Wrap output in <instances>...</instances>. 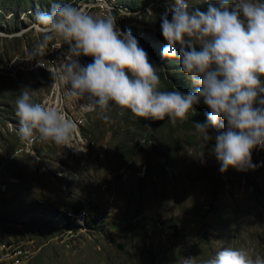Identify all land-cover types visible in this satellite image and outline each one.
<instances>
[{
  "label": "rangeland",
  "instance_id": "rangeland-1",
  "mask_svg": "<svg viewBox=\"0 0 264 264\" xmlns=\"http://www.w3.org/2000/svg\"><path fill=\"white\" fill-rule=\"evenodd\" d=\"M53 3L115 16L117 29L130 30L158 68L161 91H195L178 58L162 55V17L171 19L174 0H0V264H179L183 257L199 264L224 247L264 258V146L252 152L255 170L221 173L210 152L215 140L205 148L192 124L207 119L203 100L174 123L127 110L120 116L118 108L115 123H105L98 111L82 110L86 101L69 99L70 86L52 76L69 45L57 37L37 49L35 13ZM188 3L206 10L207 0ZM34 51L40 54L31 57ZM23 89L76 123L71 145L33 138L25 148L16 116ZM73 207L88 213L87 226L51 224Z\"/></svg>",
  "mask_w": 264,
  "mask_h": 264
},
{
  "label": "clouds",
  "instance_id": "clouds-1",
  "mask_svg": "<svg viewBox=\"0 0 264 264\" xmlns=\"http://www.w3.org/2000/svg\"><path fill=\"white\" fill-rule=\"evenodd\" d=\"M116 20L111 14L95 18L71 3H53L50 11L35 13L42 33L37 49H47L57 37L69 45L52 74L70 86L68 98L86 101L81 109L98 111L105 123H115L111 113L117 108L120 116L127 110L140 119L174 123L195 113L203 100L210 109L207 119L192 124L205 148L215 140L210 152L221 173L255 170L252 152L264 146V0H207L206 10L174 0L171 19L162 17V55L178 58L180 72L195 86L188 93L159 89L158 68L130 30L117 29ZM81 55L93 62L81 65ZM16 116L17 135L26 142L35 138L69 146L78 128L59 110L32 102L27 89L16 99ZM179 264H198V258L183 257ZM199 264H264V258L224 247Z\"/></svg>",
  "mask_w": 264,
  "mask_h": 264
},
{
  "label": "bare ground",
  "instance_id": "bare-ground-1",
  "mask_svg": "<svg viewBox=\"0 0 264 264\" xmlns=\"http://www.w3.org/2000/svg\"><path fill=\"white\" fill-rule=\"evenodd\" d=\"M82 151H84V149H82ZM70 213H74L75 217L72 218ZM51 224L63 231L79 229L85 227L86 224H89V215L85 210H61V213H55L53 215Z\"/></svg>",
  "mask_w": 264,
  "mask_h": 264
},
{
  "label": "crops",
  "instance_id": "crops-1",
  "mask_svg": "<svg viewBox=\"0 0 264 264\" xmlns=\"http://www.w3.org/2000/svg\"><path fill=\"white\" fill-rule=\"evenodd\" d=\"M32 140H33V139H32ZM32 140H31V141H32ZM31 141L26 142V145H25V148H26V149H29V148H30V143H31ZM70 145H71V144H70Z\"/></svg>",
  "mask_w": 264,
  "mask_h": 264
},
{
  "label": "built area",
  "instance_id": "built-area-1",
  "mask_svg": "<svg viewBox=\"0 0 264 264\" xmlns=\"http://www.w3.org/2000/svg\"><path fill=\"white\" fill-rule=\"evenodd\" d=\"M71 214V217L74 218L75 217V214L74 213H70Z\"/></svg>",
  "mask_w": 264,
  "mask_h": 264
},
{
  "label": "trees",
  "instance_id": "trees-1",
  "mask_svg": "<svg viewBox=\"0 0 264 264\" xmlns=\"http://www.w3.org/2000/svg\"><path fill=\"white\" fill-rule=\"evenodd\" d=\"M73 209H75V210H79V209H77V208H75V207H73ZM86 226H87V224H86Z\"/></svg>",
  "mask_w": 264,
  "mask_h": 264
}]
</instances>
